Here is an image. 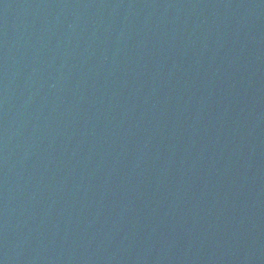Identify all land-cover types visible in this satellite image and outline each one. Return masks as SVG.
Wrapping results in <instances>:
<instances>
[{"label": "water", "instance_id": "obj_1", "mask_svg": "<svg viewBox=\"0 0 264 264\" xmlns=\"http://www.w3.org/2000/svg\"><path fill=\"white\" fill-rule=\"evenodd\" d=\"M0 264H264V0H0Z\"/></svg>", "mask_w": 264, "mask_h": 264}]
</instances>
